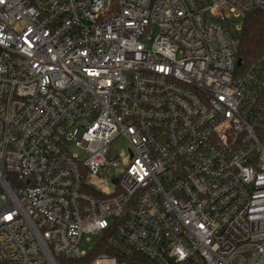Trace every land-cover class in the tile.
I'll return each instance as SVG.
<instances>
[{
	"label": "built area",
	"instance_id": "built-area-1",
	"mask_svg": "<svg viewBox=\"0 0 264 264\" xmlns=\"http://www.w3.org/2000/svg\"><path fill=\"white\" fill-rule=\"evenodd\" d=\"M261 10L0 0V261L264 264V56L235 38Z\"/></svg>",
	"mask_w": 264,
	"mask_h": 264
},
{
	"label": "trees",
	"instance_id": "trees-1",
	"mask_svg": "<svg viewBox=\"0 0 264 264\" xmlns=\"http://www.w3.org/2000/svg\"><path fill=\"white\" fill-rule=\"evenodd\" d=\"M235 38L237 41V53L239 58L243 61L244 66L250 65L264 56V10L246 14L243 18L242 29ZM104 250L107 249L99 248L91 253L87 259L92 258L96 253ZM59 261L61 263L60 258ZM0 264L19 263L13 261H0Z\"/></svg>",
	"mask_w": 264,
	"mask_h": 264
},
{
	"label": "rangeland",
	"instance_id": "rangeland-1",
	"mask_svg": "<svg viewBox=\"0 0 264 264\" xmlns=\"http://www.w3.org/2000/svg\"><path fill=\"white\" fill-rule=\"evenodd\" d=\"M152 37L155 36L154 31L151 33ZM146 45L149 46L151 44V41L146 40L145 41ZM72 151L77 152V148L72 147ZM112 151L114 154L120 155V157L122 159L126 158V153H127V142L124 139H118L117 141L114 142L113 146H112ZM80 153V151H78ZM110 173V172H109ZM94 183L95 185L103 190L104 192H112L116 189L115 186H113L112 184H110L108 182V176L105 174L104 176L101 177L100 180H96L94 178ZM90 239L86 240L83 239V241L81 242V249L89 251V248L93 247L96 240L99 237V233H95L92 235H89Z\"/></svg>",
	"mask_w": 264,
	"mask_h": 264
},
{
	"label": "water",
	"instance_id": "water-1",
	"mask_svg": "<svg viewBox=\"0 0 264 264\" xmlns=\"http://www.w3.org/2000/svg\"><path fill=\"white\" fill-rule=\"evenodd\" d=\"M238 63H239V64L241 63V58L239 59Z\"/></svg>",
	"mask_w": 264,
	"mask_h": 264
}]
</instances>
